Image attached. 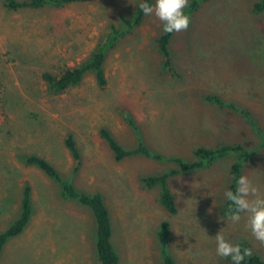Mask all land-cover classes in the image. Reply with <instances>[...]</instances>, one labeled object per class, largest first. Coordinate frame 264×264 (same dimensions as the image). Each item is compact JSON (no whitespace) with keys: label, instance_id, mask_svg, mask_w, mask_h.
I'll return each instance as SVG.
<instances>
[{"label":"rangeland","instance_id":"rangeland-1","mask_svg":"<svg viewBox=\"0 0 264 264\" xmlns=\"http://www.w3.org/2000/svg\"><path fill=\"white\" fill-rule=\"evenodd\" d=\"M140 1L13 11L0 0V211L9 208L0 212V230L19 217L15 207L26 186L33 206L31 224L5 246L0 264H100L91 211L62 198L54 181L25 165L29 155L49 160L79 191L104 195L120 264H162L156 236L163 220L172 224L177 264H232L216 254L215 236L221 230L226 241L245 240L264 260V245L246 227L247 214L234 224L220 212L238 155L172 177L176 216L160 206V188L148 189L143 183L148 176L178 169L171 157L193 161L195 147L241 144L254 153L243 175L264 197V140L258 132L264 131V13L253 12L260 0L203 3L171 44L181 78L162 67L156 40L164 32L154 15L108 51L105 89L91 72L64 93L52 91L43 78L87 60L110 35L111 25L122 28L121 19L130 17ZM206 94L218 95L239 110L205 102ZM103 128L128 150L137 148L141 137L165 160L117 162L100 136ZM69 133L83 156L78 171L64 144ZM61 238L71 243L63 259L50 254Z\"/></svg>","mask_w":264,"mask_h":264},{"label":"trees","instance_id":"trees-1","mask_svg":"<svg viewBox=\"0 0 264 264\" xmlns=\"http://www.w3.org/2000/svg\"><path fill=\"white\" fill-rule=\"evenodd\" d=\"M94 1L101 0H5L4 5L9 10L18 11L21 9H44L47 7L60 9L75 3L83 4ZM209 1L211 0L190 1L189 6L185 10L186 14L190 17V21L193 13L197 12L203 3ZM143 2L152 4L153 0H141L138 3L135 12L130 17H123L121 19L122 28H117L115 25H111L110 35L104 43L99 44L94 49L87 60L83 61L74 68H67L63 70L60 74L44 73L43 78L49 85L50 89L56 93H64L72 87L79 86L85 76L90 72L94 73L97 85L101 89H105L108 81L105 75L104 65L108 51L113 49L119 40L126 36L127 32L132 31L143 24L146 15H144L139 9V4ZM253 12L256 14L264 13V0L257 1L253 4ZM174 36L175 33H163L159 38H157L156 45L157 51L163 59L162 67L168 72L174 74L177 78H181V74L178 73L173 64L171 44ZM203 100L222 108L237 111L239 110L236 105L225 102L218 95L206 94L203 96ZM240 113L249 119L248 112L240 110ZM127 120L130 125L138 131L135 121L131 117H127ZM258 132L264 140V131L258 130ZM100 136L109 147L117 162H123L134 157H145L158 161L165 160L164 156L145 146L141 137H138V147L128 150L113 137L112 133L108 129H101ZM64 144L76 164L74 170L78 171L82 165L83 156L74 136L71 133L67 134ZM230 155L239 156V160L234 162L230 167L231 181L228 190L235 191L236 180L243 175L244 165L251 161L254 157V153L248 151L241 144L222 145L216 149H207L200 146L195 147L193 150V157L195 159L193 161H184L178 156L171 157L168 160L177 164L179 167L178 169L169 170L158 176H148L143 179V183L148 189H153L155 187L160 188V206L171 216H176L179 213V208L177 206L175 194L170 187L171 178L182 173L201 171L212 167L213 165L215 166L217 162L229 157ZM24 164L38 168L46 176H48V178L54 181L60 189V195L62 198L71 200L72 202L86 207L91 211L96 225L95 247L100 264H120V254L113 243L114 225L104 195L101 192L89 193L79 191L71 178L63 177L57 168L46 158L38 155H29L24 158ZM230 205L231 202L226 199L225 204L220 211L223 216L227 217ZM32 215L33 207L31 188L26 186L23 191L19 217L5 231L0 232V256L8 241L23 234V232L28 228ZM172 238V224L169 220H163L158 227L156 236L162 264H177L171 250ZM237 244H239L242 249L247 248L251 250L250 244L245 240L239 241ZM225 261L232 263L231 258H225ZM242 264H264V260L258 255L252 253L251 256L245 257Z\"/></svg>","mask_w":264,"mask_h":264},{"label":"clouds","instance_id":"clouds-1","mask_svg":"<svg viewBox=\"0 0 264 264\" xmlns=\"http://www.w3.org/2000/svg\"><path fill=\"white\" fill-rule=\"evenodd\" d=\"M188 6L189 0H155L154 4L140 3L139 9L146 16L154 15L161 22L163 32L171 34L188 29L191 22L185 12ZM224 195L231 202L227 219L235 224L241 220V214H247L246 227L264 245V197L260 196L259 189L247 176L241 175L236 180L235 191L228 190ZM221 231L215 236L217 256L231 258L232 264H242L245 257L251 256V250L226 241Z\"/></svg>","mask_w":264,"mask_h":264},{"label":"crops","instance_id":"crops-1","mask_svg":"<svg viewBox=\"0 0 264 264\" xmlns=\"http://www.w3.org/2000/svg\"><path fill=\"white\" fill-rule=\"evenodd\" d=\"M220 127H218V129H219ZM221 130H222V128H221ZM31 199H32V197H31ZM21 203H22V200H21ZM21 203L20 204H18V205H16V210H18L19 211V213H20V210H21ZM33 207V206H32ZM9 209V208H8ZM8 209H3L2 211H7ZM2 211H0V212H2ZM18 215V214H17ZM2 217L0 218V224H1V219L4 217L3 215H1ZM31 221H32V219H31ZM31 221H30V224H31ZM29 224V225H30ZM29 227V226H28ZM7 228H3V230H0V232H3V231H5ZM10 241V240H9ZM9 241H8V243H9ZM54 243H55V241H53ZM62 242V243H61ZM7 243V244H8ZM6 244V245H7ZM59 246H57V242H56V244L55 245H52V248H53V251H54V254H53V251H51V255L53 256H55L56 258H59L60 259V257L63 259V258H67V256H68V250L70 251V246H71V243H69V240H67V239H63V238H61L60 240H59ZM4 251H5V247H4V249H3V252H2V254H1V256H0V260H1V258L3 257V254H4ZM69 256H70V254H69ZM79 257V256H78ZM68 261H70V260H68Z\"/></svg>","mask_w":264,"mask_h":264}]
</instances>
